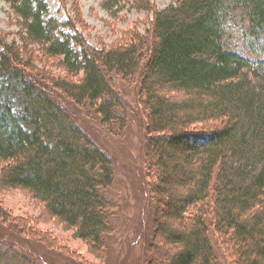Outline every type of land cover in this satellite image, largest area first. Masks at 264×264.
<instances>
[{
	"label": "trees",
	"instance_id": "16d2710c",
	"mask_svg": "<svg viewBox=\"0 0 264 264\" xmlns=\"http://www.w3.org/2000/svg\"><path fill=\"white\" fill-rule=\"evenodd\" d=\"M5 1L19 31L10 41L0 29V190L28 191L104 256L118 209L107 194L113 160L61 100L121 134V77L140 89L160 204L152 231L169 244L153 243L151 254L219 264L214 231L235 264H264V0H103L112 16L153 15L144 33L108 49L52 15L47 0ZM43 60L64 75L39 68ZM0 218H9L2 207ZM2 238L0 264H40Z\"/></svg>",
	"mask_w": 264,
	"mask_h": 264
},
{
	"label": "rangeland",
	"instance_id": "374dc122",
	"mask_svg": "<svg viewBox=\"0 0 264 264\" xmlns=\"http://www.w3.org/2000/svg\"><path fill=\"white\" fill-rule=\"evenodd\" d=\"M174 0H156L163 8ZM51 14L58 19L69 18L77 25L87 42L96 49L110 48L128 39L132 33H144L150 27L152 13L132 9L117 16L103 8V0H47ZM0 29L8 40L16 39L19 27L10 5L0 0ZM39 68L63 76L60 68L44 60ZM114 83L129 112V124L118 134L104 127L98 115L87 107H77L62 99L65 108L109 154L115 168V184L107 194L117 202L113 221L115 231L107 237L104 256L90 249L88 243L65 229L43 211L40 202L23 189L0 190V207L9 214L0 218V236L40 264H162L151 254V245L169 248L152 231L155 203L151 184L157 181L156 169L148 156L146 115L140 105L137 82L115 77ZM216 260L219 264H235L218 235L210 233ZM43 238L49 240L47 243Z\"/></svg>",
	"mask_w": 264,
	"mask_h": 264
}]
</instances>
